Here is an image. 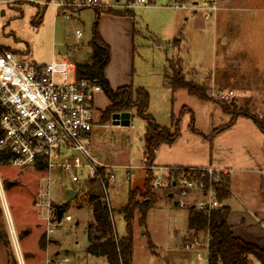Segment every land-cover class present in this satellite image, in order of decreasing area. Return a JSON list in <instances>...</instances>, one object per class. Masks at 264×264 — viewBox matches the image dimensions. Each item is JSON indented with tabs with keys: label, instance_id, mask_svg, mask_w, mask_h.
Listing matches in <instances>:
<instances>
[{
	"label": "rangeland",
	"instance_id": "rangeland-1",
	"mask_svg": "<svg viewBox=\"0 0 264 264\" xmlns=\"http://www.w3.org/2000/svg\"><path fill=\"white\" fill-rule=\"evenodd\" d=\"M57 1L0 0V51L11 50L21 54L23 61L36 64L49 63L53 57L68 59L75 66L89 62L87 47L92 39L96 11L109 7L70 8L66 10L65 14L69 17L66 19L57 8ZM82 1L65 0L66 3L76 5ZM102 1L106 6L116 3V0ZM118 1L120 4L125 3V0ZM233 2L235 4L232 6H239V10H233L229 16L242 22L241 25L238 23L240 39L237 38L238 41L234 43L229 42L226 47H222L219 41L222 29L219 19L207 21L201 11L172 9L169 7V0H157L150 6L121 10L133 14L134 35L129 57L124 56L120 49H114L109 67V72L116 75V82L113 83H118L117 87L125 85L120 84L124 82L122 75H119L125 70L129 73L127 84L131 89H144L148 93L147 113L159 127L170 129L174 124L173 120L179 119L178 146L186 143L192 122L195 128L202 131L221 127L229 118L222 111V105L234 106L235 111L247 112L262 121V62L260 60L258 63L248 64L238 54L237 48H249L253 51L262 48L264 0ZM219 14L220 12L217 13ZM76 32L80 33L79 38ZM246 32L248 38L241 36ZM257 56L263 60L261 54ZM220 58L228 61L224 70H221ZM167 59L171 60L172 67L179 64L178 69H181L186 80L204 86L209 101H200L184 90L176 93L168 89L159 90ZM222 92H233L237 97L230 103H221L216 95ZM244 94L246 98L243 97ZM106 105L103 94L95 96V114L98 116L101 113L98 124L103 126L96 130L99 133V147L95 153L101 160L121 165L113 171L116 184L110 187L113 189L109 190L108 196L114 235L123 238L126 236V224L118 211L126 204L129 189H143L146 176L142 151L144 121L131 111L128 127L112 125L111 118L104 122L101 115ZM182 108L187 110L180 115ZM152 170L159 173L158 168ZM126 175L130 177V181L126 180ZM42 176L41 169L31 165L14 167L0 164V179L2 185L5 184L3 194L7 208L6 212L0 203V264H46V260L63 257L70 259L68 264H106L101 258L85 254L86 228L93 223L87 195H100L98 187L84 182L76 196L69 200L67 190L71 185L65 177L61 184L52 186L53 204L64 207L66 215H70L72 221L56 222L52 215L51 223L57 226L52 227V233L48 234L45 215L35 206ZM7 183H12V186L7 187ZM154 193L157 198L146 213L145 225H140V215L137 212L132 220L131 264H206L207 251L204 244L208 236L205 233L194 235L188 230L189 208H179L177 199L168 198L162 191ZM8 218L15 236L8 229ZM41 238L45 241V247L49 246L50 252L48 249H40ZM195 238L201 247L186 251L185 245ZM251 260V264H260L253 258Z\"/></svg>",
	"mask_w": 264,
	"mask_h": 264
},
{
	"label": "built area",
	"instance_id": "built-area-1",
	"mask_svg": "<svg viewBox=\"0 0 264 264\" xmlns=\"http://www.w3.org/2000/svg\"><path fill=\"white\" fill-rule=\"evenodd\" d=\"M156 1L125 0L120 7L150 6ZM169 2V7L175 10L201 11L207 21H214L219 12L218 0ZM56 6L68 19L65 13L70 8H100L103 5L102 0H83L78 5L58 0ZM76 36L79 38L80 33L76 32ZM99 94H102V88L97 81L79 73L68 59L54 58L49 63L36 64L23 61L21 54L11 50L0 51V153L10 157L3 164L42 167L35 206L45 215L48 234L57 226L51 219L53 215L56 221L58 211L53 207L51 187L61 184L63 177L76 194L84 182L96 185L111 216L108 192L116 178L112 168L98 162L91 142L92 130L99 121L94 109V99ZM216 97L221 103H230L235 95L222 92ZM100 169L104 170V178ZM175 171L180 174L174 175ZM203 178H207V183ZM226 178H229L226 170L210 167L187 168L185 171L165 168L154 176L151 189L175 197L179 208L207 213L220 207L214 187L224 186ZM0 203L7 212L1 179ZM61 221L71 222L72 217L63 213ZM7 225L11 235L15 236L9 218ZM204 246L208 257V240ZM199 247L200 242L195 238L184 249L190 251ZM69 262L68 257L46 260V264Z\"/></svg>",
	"mask_w": 264,
	"mask_h": 264
},
{
	"label": "trees",
	"instance_id": "trees-1",
	"mask_svg": "<svg viewBox=\"0 0 264 264\" xmlns=\"http://www.w3.org/2000/svg\"><path fill=\"white\" fill-rule=\"evenodd\" d=\"M101 14L126 16L130 13L127 11L114 10L112 8L96 11V21L92 30V39L88 44L91 50L90 61L87 64L76 65V69L79 73L83 72L85 76L95 79L102 88V93L109 103L101 115V119L104 122L109 120L114 114L130 113L131 111H134L135 114L144 121L145 127L142 140V151L146 176L142 190H128L127 202L120 210L126 224V236L123 238H117L114 235V227L110 213L101 197L94 194L87 195V201L91 207L93 223L86 228L87 247L85 249V254L96 258H104L107 264H131L132 220L135 212H137L140 215V225H145L146 213L157 198V195L151 189V183L154 180L152 168L155 153L161 145L170 146L178 139L179 119L176 121L173 120L174 124L170 129L161 128L156 124L153 117L147 113L149 95L144 89L133 91L131 86H123L116 90L111 89L104 77V70L109 63V48L102 41L97 30ZM178 68V63L175 67H172L171 60H166V69L164 70L162 78L163 87L171 92L184 90L188 95L200 101H209L207 89L202 85L186 80L182 75L181 69ZM233 108L234 106L226 107L222 105V111L230 117L229 122L224 126L214 129L208 136H201L205 140L213 139L216 135L231 127L238 117L251 120L264 136L263 121H259L255 116L247 112L235 111ZM186 110V108H182L180 115ZM192 123L190 124L191 131L199 134ZM9 159L10 157L7 154L0 153V164L6 163ZM38 169H42V167L39 166ZM177 169L185 171L187 168ZM99 173L101 177L104 178V170L100 169ZM178 174H180V171L174 172V175ZM203 181L207 183V178H203ZM3 185L5 186V184ZM214 188L217 192V199L220 203V207L207 213L197 212L193 208H190L188 215V230L194 235L205 233L208 236V264H250V257L257 260L260 264H264V251L255 245L245 243L241 239L236 238L227 225L226 220L229 210L226 206H223L222 203L227 200L230 195L229 178L224 179V186L218 187L215 185ZM85 189H87V187ZM53 207L65 213L64 207H59L54 204ZM1 235L0 230V241L2 239ZM39 244L40 249L44 250L45 241L43 238L40 239Z\"/></svg>",
	"mask_w": 264,
	"mask_h": 264
},
{
	"label": "crops",
	"instance_id": "crops-1",
	"mask_svg": "<svg viewBox=\"0 0 264 264\" xmlns=\"http://www.w3.org/2000/svg\"><path fill=\"white\" fill-rule=\"evenodd\" d=\"M246 1L248 2V0ZM232 4H235L233 0L218 1L220 14L217 15L216 20L219 19V24L221 23L222 26L220 33L221 36L219 39L222 47H226L229 42H237V38L240 39L239 26L242 22L240 23L235 20L233 16H229L233 10H239V6L234 8ZM102 5L114 10L121 11L122 8L120 6L123 4H120L119 1L116 0L115 4L107 6L104 5L102 1ZM132 17V13L126 16H114L110 14L100 15L98 34L102 41L109 48V63L104 70V77L109 83L112 90H116L117 88L123 86H129V84H127L129 82V73H126L125 70L122 74H119L122 75V78L124 80H122V82L124 83L120 84L125 85H122L120 87H117L119 85L118 83L114 85L113 82H116V75L114 76L112 72H109V67L111 65L113 54L115 53L114 49H120L126 57H129L131 55L133 42L132 36L134 35ZM215 23L217 24L218 21H215ZM234 23L237 24L234 25ZM238 23L240 25H238ZM241 36H245L244 38H248V33H242ZM261 39L262 48L259 50L253 51L252 49H244L241 47L237 49H239L238 54H241L243 58L248 61V64H253L255 62L258 63L261 60L263 65L262 68L264 69V32H262L261 34ZM168 45L171 46V44L169 43ZM87 53L89 55L91 53L89 47H87ZM259 54L262 55L263 60L257 56ZM54 58L58 57H53L52 59ZM225 59L226 58H222L220 60L222 63L221 70H224L228 65V61H226ZM87 63L84 62L83 64ZM230 63L232 64V62ZM163 89L166 88L163 87L161 82L159 83V90L164 91ZM177 91L173 93H176ZM262 93L263 95H261L260 99L262 103H264V87ZM163 97H166L165 94ZM243 97L246 98L247 96L244 94ZM108 104L109 103L107 101L106 107L108 106ZM100 114L101 113H99L98 116L96 115V118L98 120L100 118ZM129 114L131 118V113ZM260 117L264 122V114L260 115ZM229 119L230 117L223 125L220 126L226 125L229 122ZM101 127L103 126H100L98 124L92 130V152L101 165L112 168V171H114L115 168L121 167V165H114L113 163H111V161L106 159L101 160L95 153L97 152L99 147V133H97L96 130L100 129ZM216 128H211L207 131H202L195 128V130L198 131L199 134L191 131L190 134L186 136V143L182 145L180 144L179 146L178 139H176V141L170 146L161 145L155 153L153 168H158L159 173L161 169L165 168L197 169L210 167L217 170H226L229 173L230 195L227 200L223 201L222 205L226 206L229 210L226 220L227 225L230 227L232 234L236 238L241 239L245 243L255 245L264 251V136L251 120L244 117H238L231 127L219 133L211 140H205L201 136H208L211 131ZM177 146L178 149L175 150ZM178 150L180 151L177 152ZM152 171L154 176L159 174H157L154 170ZM127 176L128 175H126V180L130 181V177L128 176L129 179H127ZM64 184L65 182L63 183V185ZM70 189L71 186L67 191H69ZM164 194L168 198H171L165 192ZM89 210L91 212L90 205ZM118 212L120 213V210ZM45 248V251L47 249L49 250V252L51 251L49 246ZM251 258L252 257H250V264L252 263ZM101 259L105 261L104 258Z\"/></svg>",
	"mask_w": 264,
	"mask_h": 264
},
{
	"label": "water",
	"instance_id": "water-1",
	"mask_svg": "<svg viewBox=\"0 0 264 264\" xmlns=\"http://www.w3.org/2000/svg\"><path fill=\"white\" fill-rule=\"evenodd\" d=\"M112 125L114 126H121V127H128L130 123V114L129 113H121V114H114L111 116ZM12 183H7V187H11ZM69 200L73 199L76 196V193L73 190L68 191ZM63 211L58 210L56 212V221L59 222L62 218Z\"/></svg>",
	"mask_w": 264,
	"mask_h": 264
}]
</instances>
